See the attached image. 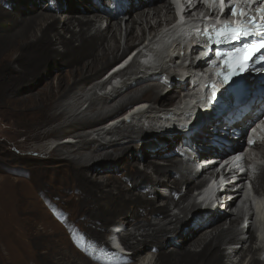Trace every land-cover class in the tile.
Returning <instances> with one entry per match:
<instances>
[{"label": "bare ground", "instance_id": "bare-ground-1", "mask_svg": "<svg viewBox=\"0 0 264 264\" xmlns=\"http://www.w3.org/2000/svg\"><path fill=\"white\" fill-rule=\"evenodd\" d=\"M174 20L167 0H0L2 121L11 123L27 141L60 142L46 156H39L46 161L30 169V181L0 180V242L13 251L8 252V260L14 264H264V249L255 246L253 228H240L243 219L234 213L239 193H232L229 198L234 199L211 215L189 202L196 181L224 150L216 143L225 145L224 139L236 135L226 134L224 128L241 131L248 117L196 123L187 135L171 137L175 129H162L168 124L161 122L166 110L178 103L175 71L186 50L176 48L172 59L176 47L172 43L166 79L140 80L141 73L157 68L158 57L166 55L162 50L140 49V61L124 74L122 85L132 80L125 89L112 96L92 92L95 87L106 90L95 84L106 69L119 66L134 47L145 45L150 35ZM245 79L254 80L250 75ZM89 89L93 95L87 97ZM146 104L149 110L139 117L145 123H117L116 118L108 122L111 128L102 124L126 108ZM148 134L152 151L140 154L143 149L135 142L143 143ZM193 147L198 159L191 156ZM136 148V161H131L125 153ZM0 154L6 166L12 157L3 147ZM94 156L100 159L94 161ZM113 160L120 164L122 175L110 180L98 176ZM202 162H208L203 174L196 171ZM256 185L264 194V167ZM167 187L172 190L161 193ZM37 202L46 209L67 208L60 223L64 230L58 224L53 227L45 215L35 217ZM174 210L179 214L172 215ZM106 233L117 235L131 256L117 253L105 241ZM52 238H59L57 246ZM74 244L78 249L80 245L83 255ZM59 248L62 259L55 256Z\"/></svg>", "mask_w": 264, "mask_h": 264}, {"label": "rangeland", "instance_id": "rangeland-1", "mask_svg": "<svg viewBox=\"0 0 264 264\" xmlns=\"http://www.w3.org/2000/svg\"><path fill=\"white\" fill-rule=\"evenodd\" d=\"M101 7H102V5H101ZM103 8H106V5L104 6L103 5ZM123 28H124V24H123ZM124 40H122V48H124ZM133 49H136L135 47L133 48ZM132 49V50H133ZM131 50V51H132ZM130 51V52H131ZM121 52H122V50H121ZM121 54V53H120ZM128 55V54H127ZM117 64V63H116ZM113 65H115V64H113ZM112 65V66H113ZM112 66H110V68H108V69H106L103 73H102V75H101V77L99 78V79H97V81H96V83L95 84H103L104 83V76H105V72L107 71V70H109V69H111L112 68ZM114 67V66H113ZM249 82H252V81H248V80H246L245 79V83H249ZM96 86V85H95ZM91 89V88H90ZM89 89V90H90ZM87 90L86 92H85V96H87V97H89V96H91V95H93V93H95V92H97V95L99 96V93H100V90L99 89H97V87H95L94 89H92V90ZM93 93H92V92ZM101 98H102V96H100ZM69 103H75L74 101H69ZM83 103V101L80 103L81 105H83L82 104ZM87 106V105H86ZM86 106H84L82 109H80V111L79 112H81V111H83L84 109H85V107ZM81 107V106H80ZM3 119H2V114H1V110H0V148H5L6 150H7V152H9V154L11 155V160L7 163V165L6 166H8L7 168H6V166H2L3 164L1 163V161H0V180H1V178H4V177H9L10 179H12V180H27V181H30V179H31V177H30V173L29 172H31V168L33 167V166H37L36 164H39V163H41L43 160H41V159H39V156L40 155H43V156H46V153L48 152V151H50L53 147H55L58 143H60V142H57V141H49V140H41V141H27V138H26V136H24V135H21V134H17L18 132H16L15 130H14V127L12 126V124L11 123H9V125H7L6 123H4L3 121H2ZM112 119H110V120H108L106 123H108L109 121H111ZM105 123V124H106ZM95 124H97V123H95ZM95 124H93L92 126H90V127H93ZM132 125H136V124H132ZM107 128L108 127H112L113 125H111V123H108L107 125H105ZM105 126H103V127H101V126H99L100 127V129L101 128H104ZM105 127V128H106ZM9 129L10 131H9V133H7V132H5V130H7V129ZM87 132L88 133H90L89 132V130H88V128H87ZM16 134V135H15ZM180 135V134H183V133H179V132H173V133H171V137L172 136H174V135ZM150 135L151 134H148V139L147 140H145L143 143L141 142V143H139V142H135L136 144H138L139 145V148L140 149H143L141 152H140V154H142V153H144L145 152V150L146 151H152V150H150V146H151V142H149V140H151L152 139V137H150ZM16 136V137H15ZM111 137H113V136H111ZM110 136H109V138H108V140H111L110 138H111ZM93 138H96L97 139V137H96V134H95V136L93 137ZM5 140V141H4ZM73 140V139H72ZM6 142V143H5ZM74 143H75V141H73ZM153 142H154V140H153ZM127 145H129V144H125L124 146H127ZM147 145V146H146ZM43 147H46V150H41L40 148H43ZM145 147V148H144ZM179 151V150H178ZM43 152V154H41ZM137 152V148H136V150L134 151L133 150V152H131V153H128V152H126L125 153V155L126 156H130V159H131V161H136V155L138 154V153H136ZM45 154V155H44ZM193 155H194V152L192 153ZM191 154V156H193ZM175 156H177V155H175ZM174 156V157H175ZM1 157H2V154H0V160H1ZM93 158V160L94 161H98L99 159H100V157H97V156H94V157H92ZM150 158H152V160H156V158H155V156H151ZM15 159V160H14ZM166 160H167V158H166ZM44 161H46V160H44ZM43 161V162H44ZM117 160H113L112 162H108V164H109V166L106 168V169H104V170H102L101 171V173H99L98 174V176H102V177H105V179L106 178H108V176H110L109 177V180L111 179V177H118L119 175L121 176L122 174V172H119L118 171V167L120 166V164L118 163V162H116ZM42 162V163H43ZM146 162V161H145ZM142 164H140V168H144L143 166H144V162H141ZM161 163H165L164 161H162ZM40 165V164H39ZM47 165L48 166H51L52 164L50 163V162H47ZM184 166V165H183ZM6 168V169H5ZM9 168L11 169V171L9 170ZM14 168V169H13ZM13 169V170H12ZM18 170V171H17ZM16 174V175H15ZM25 174H27V176L25 175ZM119 176V177H120ZM30 177V178H29ZM51 177H53V175H51ZM170 177H171V179L173 178V176L172 175H170ZM200 180H202V177H200L199 178ZM198 181V180H197ZM157 188V187H156ZM158 189V188H157ZM259 189V188H258ZM170 190H172V187H167V188H163V189H160V191H161V193H164V194H168L169 192H170ZM186 189L184 188L183 189V191H185ZM259 192H261V190L259 189ZM262 193V192H261ZM60 199V198H59ZM158 201H161V200H158ZM189 202H192V201H190L189 200ZM187 204V202H185L184 203V206H187L186 205ZM67 206V205H66ZM36 218H38V217H40V216H43V215H45L47 218H45L46 219V221H48V222H52V224H53V227H55V225H57L58 224V226H60L61 227V229H63L62 228V226L60 225V223H62V222H64V213H63V208H65V207H58V208H56V209H53V210H51V209H46L45 207H43L39 202H37V204H36ZM65 209H67V208H65ZM190 209V208H189ZM224 209H225V207L223 208V210L222 211H224ZM192 213V212H191ZM234 213L235 214H237V212H235V210H234ZM179 214V211L178 210H174L173 212H172V215H178ZM54 217V218H53ZM182 217V216H181ZM52 219V220H51ZM54 219H56L57 221H53ZM226 219H228V217L226 218ZM0 221H1V219H0ZM0 226H1V223H0ZM57 227V226H56ZM64 230V229H63ZM108 235H109V233H106L105 234V241H109L108 240ZM64 237H65V235H63ZM56 239L57 240H59V238H52L51 239V241L52 242H54V244L56 245V243H57V241H56ZM68 240V242L71 244V240H69V238H67ZM9 240L10 241H12V240H14V238H9ZM58 244V243H57ZM78 244H79V241H78ZM109 244L111 245V242L109 241ZM10 245V244H9ZM57 246V245H56ZM59 246V245H58ZM73 246V245H72ZM254 246V245H253ZM255 246H256V244H255ZM11 247V246H10ZM74 248L77 250V251H79L82 255H83V253H82V251H81V247H80V245H79V249H78V247L74 244ZM58 250H60L59 252H58ZM107 250H110V249H107L106 248V251ZM9 251H11L12 253H13V251L10 249V250H8L7 248H5V246L0 242V264H14L10 259L8 260V252ZM41 252H45V251H41ZM16 252H14V254H15ZM108 253H110V252H108ZM3 254H4V256H3ZM57 254V255H56ZM63 251H62V249H57V252L55 253V256H57V257H60L61 259H62V257H63ZM127 257H130V256H127ZM27 260V259H26ZM28 261V260H27ZM55 262H58V261H56V260H54ZM66 262V261H65ZM18 263V262H17ZM68 263V262H67ZM152 263H154V260H153V262ZM19 264H32V262H19Z\"/></svg>", "mask_w": 264, "mask_h": 264}, {"label": "snow or ice", "instance_id": "snow-or-ice-1", "mask_svg": "<svg viewBox=\"0 0 264 264\" xmlns=\"http://www.w3.org/2000/svg\"><path fill=\"white\" fill-rule=\"evenodd\" d=\"M248 2H251V0H248ZM221 3H223V0H221ZM231 15H236L237 10L235 5L233 4L232 7L229 9ZM243 15V13H240ZM251 22L256 26L255 31L249 30L248 28L245 27H240V28H233L230 25H226L225 28L227 31L230 33V35L226 38L230 39H237L238 36H244V37H249V36H255L257 39L251 44H244L243 45V51L246 53L244 56V61L247 62L251 60L253 57H258L261 60H264V52L261 50H264V24H259L257 23L255 17H249ZM218 35H221V33H218ZM221 41L218 39L217 43H220ZM242 49L237 48L236 52L239 53L241 52ZM217 55H220V53H217ZM244 69V64L241 63L239 68L236 70V73L229 72L227 76L224 77L225 83H228L233 75H239L241 70Z\"/></svg>", "mask_w": 264, "mask_h": 264}]
</instances>
